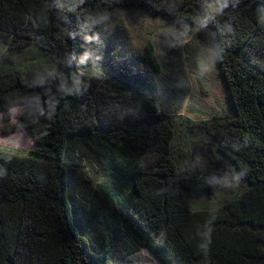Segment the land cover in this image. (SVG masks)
Listing matches in <instances>:
<instances>
[{
	"label": "trees",
	"instance_id": "1",
	"mask_svg": "<svg viewBox=\"0 0 264 264\" xmlns=\"http://www.w3.org/2000/svg\"><path fill=\"white\" fill-rule=\"evenodd\" d=\"M131 7L217 51L233 114L211 162L245 184L218 205L195 207L190 178L163 154L174 119L155 99L154 44L142 63L90 74L91 37ZM0 37L53 60L44 72L0 68L5 120L28 104L5 129L29 127L33 138L26 152L0 147V264H116L142 247L167 264H264V0H0ZM152 148L157 167L147 170Z\"/></svg>",
	"mask_w": 264,
	"mask_h": 264
},
{
	"label": "rangeland",
	"instance_id": "2",
	"mask_svg": "<svg viewBox=\"0 0 264 264\" xmlns=\"http://www.w3.org/2000/svg\"><path fill=\"white\" fill-rule=\"evenodd\" d=\"M99 28L97 35L91 37L85 55V59L89 58L90 74H99L92 70H106L112 62L123 59L133 64L142 63L146 43L151 41L154 44L161 64V70L156 73L159 88L155 99L159 110L174 119V137L163 154L167 158L170 155L169 159L177 166L179 175L184 172L190 178L188 181L186 177L191 203L195 207L207 203L214 206L243 191L245 184L231 166L225 163L226 168L220 167L217 173L211 162L222 120L233 114L216 49L165 16L152 14L141 7L113 11ZM4 42L0 37V68L6 65L15 68L18 64L22 67L24 64L26 69L33 66L39 68L37 72H44L45 68L50 70V64L53 65L52 58L47 55L28 53L16 47L11 50ZM30 72L35 80L39 79L34 71ZM22 77L27 80L23 73ZM27 106H12L9 120H5L0 107L1 148L21 153L33 146L28 127L5 129L16 123ZM157 155L153 148L143 154L144 168L154 170ZM116 264L167 263L161 253L155 254L148 247H142L136 254Z\"/></svg>",
	"mask_w": 264,
	"mask_h": 264
},
{
	"label": "water",
	"instance_id": "3",
	"mask_svg": "<svg viewBox=\"0 0 264 264\" xmlns=\"http://www.w3.org/2000/svg\"><path fill=\"white\" fill-rule=\"evenodd\" d=\"M29 128V127H28Z\"/></svg>",
	"mask_w": 264,
	"mask_h": 264
}]
</instances>
